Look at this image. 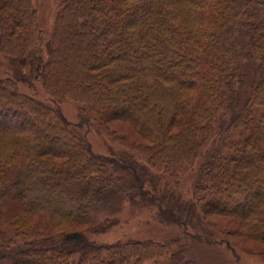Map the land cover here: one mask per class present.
<instances>
[{
  "label": "trees",
  "instance_id": "trees-1",
  "mask_svg": "<svg viewBox=\"0 0 264 264\" xmlns=\"http://www.w3.org/2000/svg\"><path fill=\"white\" fill-rule=\"evenodd\" d=\"M50 30L35 0H0L13 67L0 76V264H200L186 245L264 247V0H59ZM38 82L51 104L22 89ZM93 127L120 149L95 151ZM126 206L181 237H90Z\"/></svg>",
  "mask_w": 264,
  "mask_h": 264
},
{
  "label": "rangeland",
  "instance_id": "rangeland-1",
  "mask_svg": "<svg viewBox=\"0 0 264 264\" xmlns=\"http://www.w3.org/2000/svg\"><path fill=\"white\" fill-rule=\"evenodd\" d=\"M35 6L38 10V26L46 31L52 29L54 20L59 10V0H35ZM51 31V30H50ZM12 60L9 56L5 55L0 50V76H11L13 73ZM22 89L41 101L51 104L53 101L50 99L49 94L44 89L41 82L36 83L35 87H31L22 83ZM245 94V93H244ZM246 98V96H245ZM62 108L64 114L71 121L78 120L79 103L72 99H65L57 102ZM115 127H120L123 130H128L118 119L113 121ZM88 138L91 141L95 151L100 153H109L112 149H120L116 143L108 135L107 132L98 130L96 127L90 128L87 132ZM198 177L197 171H189L182 176L180 184L176 188L178 191L185 193L192 190L193 184ZM187 194L186 196H188ZM122 222L120 225L114 227L103 234H90L91 238L100 241H114L118 238H138L148 239L153 238L157 240L181 237V232L177 227L164 226L161 223L151 221L148 223L150 214L146 210L140 211L139 208L131 209L126 206L121 213ZM215 220H223L219 215L213 216ZM233 238V237H232ZM235 240V238H233ZM183 241V240H182ZM236 241V240H235ZM235 243V242H233ZM255 242L244 240L241 245L236 244L233 250L228 249L226 244H219L218 246L211 247L208 245L193 244L186 245L187 252L195 257L200 264H264V247L258 246ZM177 246L181 245V241L175 243ZM251 250H247V247ZM259 250L254 252L253 250Z\"/></svg>",
  "mask_w": 264,
  "mask_h": 264
}]
</instances>
